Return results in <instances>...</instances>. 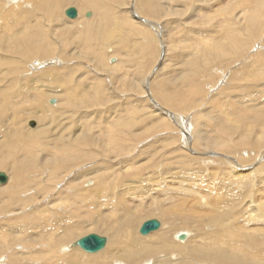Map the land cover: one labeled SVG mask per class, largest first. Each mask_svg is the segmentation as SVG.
I'll return each mask as SVG.
<instances>
[{"label": "rangeland", "instance_id": "obj_1", "mask_svg": "<svg viewBox=\"0 0 264 264\" xmlns=\"http://www.w3.org/2000/svg\"><path fill=\"white\" fill-rule=\"evenodd\" d=\"M17 1L0 0V264H264V0H92L95 28L88 0ZM90 234L104 250L70 248Z\"/></svg>", "mask_w": 264, "mask_h": 264}, {"label": "bare ground", "instance_id": "obj_2", "mask_svg": "<svg viewBox=\"0 0 264 264\" xmlns=\"http://www.w3.org/2000/svg\"><path fill=\"white\" fill-rule=\"evenodd\" d=\"M49 1V0H48ZM46 2H47V0H33L32 1V3H28V0H23V2H22V0H18L17 1V3H19V4H25L26 6H27V8L28 9H33L35 6L37 7V6H39V4L38 3H40V5L42 4V3H44V4H46ZM97 2V1H96ZM96 2H94V1H92V0H88V1H86V2H84L83 4H81L80 5V8H81V10L83 11V10H87V9H93L92 7H95L96 8V13H95V15H94V19L93 20H89V21H82V22H84V24H88V26H90V27H94L95 28V26H98L97 24H99V22H100V20H99V18H101L100 16H101V12H99L100 10H101V8H99V4L98 3H96ZM48 3V2H47ZM47 5V4H46ZM40 7V6H39ZM90 7V8H89ZM46 8H47V15L49 14V10H50V7H47L46 6ZM12 10L13 11V16H15V15H17V14H15L16 12H15V7L12 5V7H9V10ZM37 9H38V7H37ZM43 10H44V8H43ZM97 11H98V13H97ZM11 12V11H10ZM45 12V11H44ZM24 13V12H23ZM12 15V14H11ZM13 16H11V17H13ZM16 17V16H15ZM14 18V17H13ZM78 18V17H77ZM80 18V17H79ZM9 16H8V14L7 15H5V14H3V24L4 25H6V24H8V22H9ZM72 20H74V19H72ZM80 20H82V19H78L77 21H75V22H79ZM96 21V23L94 24V22ZM12 22H14V21H12ZM94 25V26H93ZM150 25V24H149ZM151 27H153V25H151ZM154 28V27H153ZM5 31H13L12 30V28H11V26L10 27H8V28H5L4 29ZM30 31V30H29ZM42 31V30H41ZM25 34V33H24ZM23 34V35H24ZM161 35H163L162 34V32L160 33ZM43 35V36H42ZM47 36H48V34L46 35L45 34V40H47ZM22 37L23 36H21V38H18L17 40H18V42H19V39H22ZM24 37H26L25 35H24ZM27 38H29V37H26L25 38V41H23V43H27V44H23V43H20L21 44V46L23 47V45L25 46V48H26V51H25V53H26V55L25 56H27L29 59H33V57L34 56H36V55H40L42 58H45V57H47L48 56V54H46L45 52H43V51H40V49H38V48H36L35 46H36V44L35 43H37V41L39 42L41 39H43L44 40V33L43 32H41V34H40V36H39V34H38V36L37 37H35L34 36V33L32 34V42H30ZM162 38H163V36H162ZM22 40H24V39H22ZM37 40V41H36ZM36 41V42H35ZM44 42V41H43ZM38 46H40V45H38ZM38 64V63H37ZM42 64V63H41ZM47 64V63H46ZM114 66V65H113ZM41 80V79H40ZM49 84V83H48ZM33 85V84H32ZM30 86V85H29ZM28 86V87H29ZM46 86V85H45ZM53 87V86H52ZM43 88V87H42ZM41 88V89H42ZM32 89V86L30 87V90ZM51 89V88H50ZM51 91V90H50ZM45 92V91H44ZM41 112V111H40ZM3 132H2V135H1V138L2 139H8V138H10L11 136H12V134L11 135H9L10 133H11V129L9 128V127H7V126H5V127H3ZM37 130V129H36ZM35 131V130H34ZM261 132V131H260ZM9 136V137H8ZM2 139L0 140V142H2ZM10 141H11V143L12 144H8V146L7 147H9V146H11V145H13V141L10 139ZM260 141V140H259ZM262 142V141H261ZM259 144V143H258ZM205 147V146H204ZM211 149V148H210ZM217 149V148H216ZM229 149V148H228ZM211 150H213V149H211ZM259 160V159H258ZM263 160V159H262ZM262 162V161H261ZM259 170V168L257 169L256 168V171L255 172H257ZM239 171V170H238ZM262 171V170H261ZM124 172V171H123ZM237 172V171H236ZM228 173V172H227ZM249 173V172H248ZM259 173V172H258ZM230 174H232V173H230ZM237 174V173H236ZM250 174H252V173H250ZM256 174V173H255ZM263 174V173H262ZM233 175V174H232ZM246 175V174H245ZM238 176V175H237ZM243 176V175H242ZM251 176H253V175H251ZM256 176V175H255ZM245 177V176H244ZM233 178V177H232ZM253 178V177H252ZM234 179V178H233ZM240 181V180H239ZM252 181V180H251ZM14 182L16 183L15 185H18L19 183H20V177L18 176V175H16L15 177H14ZM254 182V181H253ZM0 186H3L2 184L0 185ZM161 188V187H160ZM0 191H1V189H0ZM134 195V194H133ZM258 208V207H257ZM168 216H169V218H171L170 217V215L169 214H167ZM133 224V223H132ZM143 225V224H142ZM142 227V226H141ZM141 229V228H140ZM172 230V229H171ZM170 230V231H171ZM157 231V230H156ZM139 232H140V230H139ZM155 232V231H154ZM153 232V233H154ZM166 232H168V231H166ZM15 233H17V232H10V234H15ZM153 233H150V234H147V235H152ZM141 234V233H140ZM179 234V233H178ZM178 234H177V238H179V236H178ZM131 235V234H130ZM142 235V234H141ZM147 235H142V236H147ZM235 235V234H234ZM155 236V235H154ZM86 237V236H85ZM103 237V236H102ZM151 237V236H150ZM162 238H164V239H167L168 238V235L167 234H165V235H162ZM80 240V239H79ZM108 240V239H107ZM128 241H134V237H132V238H130L129 237V240ZM78 242V241H77ZM77 242H75V244H72L71 245V247L70 248H75V247H79L80 248V246H76V243ZM113 243V244H112ZM109 246H108V248H107V251H106V253H105V257H101L102 255H96L98 258H100V259H102V260H104V259H106L108 262H113V261H115V260H117V258H118V252L117 253H114L113 251L115 250L116 251V249H118L119 247H120V245H119V243L117 242V244L115 243L114 244V242H112ZM185 243V242H184ZM221 244V243H220ZM73 245H74V247H73ZM229 245V244H228ZM232 245H234V244H232ZM132 246V248H131V254L133 255V257L134 256H138V258L137 259H135V260H137V262H140V260H141V256H139L138 254L139 253H134V251L136 250L137 251V248L135 249L134 248V245H131ZM235 246V245H234ZM232 247V246H231ZM235 247H238V246H235ZM233 248L234 250L236 249V248ZM116 248V249H115ZM169 249H171V247H166V250H169ZM2 252V251H1ZM234 252V251H233ZM120 253V252H119ZM229 253H231V252H229ZM1 254L2 253H0V256H1ZM89 254H91V253H89ZM121 254V253H120ZM229 256V255H228ZM97 257H94V258H97ZM124 257V256H123ZM122 257V258H123ZM130 258V257H129ZM222 258V257H221ZM220 259V258H219ZM97 260H99V259H97ZM124 260V259H123ZM126 260V259H125ZM125 260H124V262H125ZM205 260V259H204ZM216 260V259H215ZM3 261V260H2ZM128 261V260H127ZM126 261V262H127ZM107 262V263H108ZM118 262V261H117ZM121 262V261H120ZM212 262V261H211ZM105 263H106V261H105ZM113 263H115V262H113ZM112 263V264H113ZM129 263V262H128ZM117 264V263H116ZM222 264H228L227 263V261H224V262H222Z\"/></svg>", "mask_w": 264, "mask_h": 264}, {"label": "water", "instance_id": "obj_3", "mask_svg": "<svg viewBox=\"0 0 264 264\" xmlns=\"http://www.w3.org/2000/svg\"><path fill=\"white\" fill-rule=\"evenodd\" d=\"M65 15L70 19H76L78 17V10L75 7L68 8L65 11ZM87 17H91V14L88 13ZM54 103V101H52ZM34 123L31 125L34 127ZM8 181V176L4 172H0V184H5ZM161 223L157 219H151L146 221L141 229L140 233L142 235L150 234L158 229H160ZM187 234H181L179 236L180 241H184L186 239ZM108 243L107 238L99 236L97 234H90L86 237L81 238L76 243V246H80L82 250H84L87 253H98L105 249L106 245Z\"/></svg>", "mask_w": 264, "mask_h": 264}]
</instances>
